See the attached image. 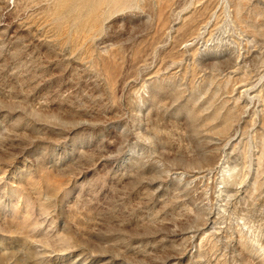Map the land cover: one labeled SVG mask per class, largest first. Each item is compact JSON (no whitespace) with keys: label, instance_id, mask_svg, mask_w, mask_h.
<instances>
[{"label":"rangeland","instance_id":"obj_1","mask_svg":"<svg viewBox=\"0 0 264 264\" xmlns=\"http://www.w3.org/2000/svg\"><path fill=\"white\" fill-rule=\"evenodd\" d=\"M0 264H264V0H0Z\"/></svg>","mask_w":264,"mask_h":264}]
</instances>
